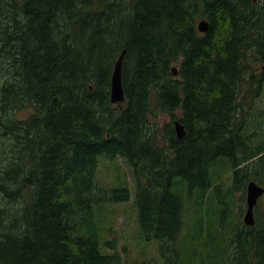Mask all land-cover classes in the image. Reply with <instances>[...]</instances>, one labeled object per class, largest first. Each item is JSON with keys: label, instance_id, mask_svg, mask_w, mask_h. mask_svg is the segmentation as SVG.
Returning <instances> with one entry per match:
<instances>
[{"label": "trees", "instance_id": "obj_1", "mask_svg": "<svg viewBox=\"0 0 264 264\" xmlns=\"http://www.w3.org/2000/svg\"><path fill=\"white\" fill-rule=\"evenodd\" d=\"M0 26V264H121L114 238L101 250L98 223L107 202L134 195L165 264H264V214L253 224L242 216L228 234L210 227L216 213L227 217L237 186H264L263 9L252 0H0ZM120 54L121 109L110 94ZM17 110L28 114L15 120ZM158 111L180 115L181 138L171 119L153 121ZM100 156L125 158L134 186L98 183Z\"/></svg>", "mask_w": 264, "mask_h": 264}, {"label": "rangeland", "instance_id": "obj_2", "mask_svg": "<svg viewBox=\"0 0 264 264\" xmlns=\"http://www.w3.org/2000/svg\"><path fill=\"white\" fill-rule=\"evenodd\" d=\"M255 5L259 7H264V0H256ZM172 68L176 69L175 76L178 77L176 64H173L171 66V70ZM263 101L264 97L259 104L263 105ZM124 104V100L113 102V105L115 107H118L119 109H121ZM27 114V110H17L12 114V118L15 120L23 119V117H25ZM157 114V117L153 119V121L159 123L160 125H162L165 121H169L170 119L173 124L174 118L180 117L179 114L174 117H170V115L159 111L157 112ZM1 140L3 141V145L5 146V140ZM3 145H0L1 156L6 150V146L5 148H3ZM105 159V157L100 156L98 160V178L96 175L98 183L105 186L107 184H113V186H115L124 183L129 184L131 187L134 186L132 168L128 166V163L126 162L125 158L118 157L116 159H113L112 161ZM218 169H220V166L217 167V170ZM228 178L229 175L227 178L224 179L225 185L228 184ZM245 190V186H243L242 189H240L239 186L236 187L235 198L231 201L230 210L228 212L227 217L225 214H221L220 212L216 213L210 223V227L212 230L214 229L215 232H219V234H228L229 224H236L237 222L241 221L245 211L244 209L246 207V201L244 198ZM176 191H178V186L176 188ZM193 201V198L188 197L186 199V215H184V217L182 218L184 221V224L182 223V229L184 227L185 228L183 230L182 235H186L189 231V220L192 216ZM5 202L6 200H4V198L1 196L0 208H6V204H4ZM22 203L23 200L22 198H20L21 206H23ZM107 203L108 204L102 210V212H104L103 219L100 218V222L98 223L100 226L99 242L101 245V250L105 253L112 251L111 249L107 248L106 241L114 238L116 241H118V248L123 251L121 257V264H144L150 261H156L157 264L167 263V259L165 258V261L164 258L161 256L159 249V240H148L143 234L139 223L138 206L137 204H135V195L133 196V199L131 198L128 201H116ZM9 207H12L16 210L19 207V200H16L13 205L10 204ZM213 207L215 208V210H217L216 205H213ZM255 208V214H264V193L259 196Z\"/></svg>", "mask_w": 264, "mask_h": 264}, {"label": "bare ground", "instance_id": "obj_3", "mask_svg": "<svg viewBox=\"0 0 264 264\" xmlns=\"http://www.w3.org/2000/svg\"><path fill=\"white\" fill-rule=\"evenodd\" d=\"M8 1V0H6ZM14 6V5H13ZM15 7H13L14 9ZM15 13H16V10H14ZM14 13V14H15ZM12 16V15H11ZM17 16V15H16ZM10 17V16H8ZM13 17V16H12ZM14 19V18H13ZM11 20V18H10ZM5 21V20H4ZM3 21V22H4ZM8 21V20H6ZM5 21V22H6ZM18 22V21H17ZM5 24V23H4ZM10 24V23H9ZM11 25V24H10ZM16 25V24H15ZM1 27V26H0ZM197 28L199 29V31H207L209 29V20L207 18H202L200 19L198 22H197ZM24 30V29H23ZM122 57L123 55L120 54L119 58L117 59L116 63H115V68H114V71L112 73V82L110 83V94H111V100L113 102H116V101H122L125 99V93H124V88H123V80H122ZM178 65V63H177ZM172 74L175 76V73H176V69H173L171 70ZM177 74H178V69H177ZM118 84L120 83V88H119V94L117 92V88L115 87L116 85L115 84ZM173 124H174V128H175V132H176V135L181 138L184 133H185V129H184V126L183 124L180 122L179 118H174L173 120ZM179 125L182 126V129H179ZM9 130V129H8ZM255 182V181H254ZM259 185V184H258ZM261 186V185H259ZM264 188V186H261ZM264 193V192H263ZM262 194V193H261ZM260 194V195H261ZM259 195V196H260ZM246 196H247V186H246ZM259 198V197H258ZM133 199V198H132ZM132 201V200H131ZM246 208H247V202H246V207H245V211H244V214L246 212ZM244 214H243V221H244ZM245 222V221H244ZM255 222V220H254ZM144 264H156L154 261H150L148 263H144Z\"/></svg>", "mask_w": 264, "mask_h": 264}, {"label": "water", "instance_id": "obj_4", "mask_svg": "<svg viewBox=\"0 0 264 264\" xmlns=\"http://www.w3.org/2000/svg\"><path fill=\"white\" fill-rule=\"evenodd\" d=\"M117 88V92L119 94V88L120 83L115 84ZM179 129H182V126L179 125ZM264 192V188L259 186L256 182L250 181L247 184V196H246V202H247V208L246 212L244 214V221L247 224H253L254 223V206L257 202V199L261 193Z\"/></svg>", "mask_w": 264, "mask_h": 264}, {"label": "flooded vegetation", "instance_id": "obj_5", "mask_svg": "<svg viewBox=\"0 0 264 264\" xmlns=\"http://www.w3.org/2000/svg\"><path fill=\"white\" fill-rule=\"evenodd\" d=\"M254 3L256 2V0H252ZM259 7V6H258ZM259 8L263 9L264 7L263 6H260Z\"/></svg>", "mask_w": 264, "mask_h": 264}]
</instances>
